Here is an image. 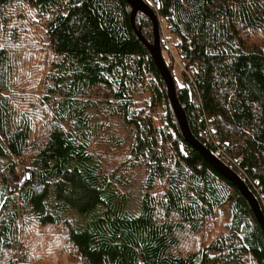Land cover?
Segmentation results:
<instances>
[{
	"label": "trees",
	"instance_id": "16d2710c",
	"mask_svg": "<svg viewBox=\"0 0 264 264\" xmlns=\"http://www.w3.org/2000/svg\"><path fill=\"white\" fill-rule=\"evenodd\" d=\"M143 1L175 42L181 86L166 66L192 136L223 150L264 216V0ZM130 12L125 0H0V264H264L252 210L183 139L144 45L151 22L137 13L139 40ZM114 118L131 127L126 150ZM138 167L130 216L118 187Z\"/></svg>",
	"mask_w": 264,
	"mask_h": 264
},
{
	"label": "water",
	"instance_id": "95a60500",
	"mask_svg": "<svg viewBox=\"0 0 264 264\" xmlns=\"http://www.w3.org/2000/svg\"><path fill=\"white\" fill-rule=\"evenodd\" d=\"M125 2L131 8L130 23L133 31L135 32L139 40L142 39L135 27V17L137 13H143L151 22L153 41L150 44L144 42V45L149 51L151 58L156 66V69L165 84L168 102L172 108L174 117L177 121L178 128L183 139L190 146H192L212 168H214L218 173H220L223 177H225L227 180L231 181L235 185V187L238 189V191L246 200L247 204L252 210L255 220L259 225L262 233L264 234V216L253 194L248 190L244 182L227 166H225L222 162L216 159L203 145H201L192 136L189 130L185 113L181 108L176 96L173 77L170 74V71L168 70L162 56L160 48L159 21L154 10L149 7L143 0H125Z\"/></svg>",
	"mask_w": 264,
	"mask_h": 264
},
{
	"label": "rangeland",
	"instance_id": "374dc122",
	"mask_svg": "<svg viewBox=\"0 0 264 264\" xmlns=\"http://www.w3.org/2000/svg\"><path fill=\"white\" fill-rule=\"evenodd\" d=\"M159 20V19H158ZM160 25V40H161V51L162 56L165 61V63L172 64V73L175 80L176 85L181 86L182 80H181V72L184 70L181 64V61L178 60L176 57V53L174 51V40L170 38V35L165 28V24L162 20H159ZM19 45V44H18ZM170 59L173 61L171 62ZM146 101L149 99V96L146 94L145 97ZM142 98L136 97L134 99V103H141ZM148 110L147 107H145V112ZM110 134H112V140L115 139L122 141L121 146L124 150L127 149L126 145H131V136L132 131L131 127L129 125L123 124L119 122L117 119L114 118V120H111L110 124ZM121 148V149H122ZM103 152H107V146H102L99 148L98 153L102 155ZM98 157V156H97ZM104 168L109 172L110 168L106 165V163L103 161ZM127 175V176H126ZM126 179H128V185L122 186V188H119L121 192H123L126 195L127 200V206H126V213L130 216H135L139 213V203L140 198L143 194V182L145 180V171L142 167H138L134 169L132 172H129V174L124 175ZM68 219L73 222L76 225H84L86 220L80 217L79 215L75 213H69L67 215ZM35 234L38 242L36 243L35 247L37 250L44 249L45 245V239L44 235L39 233H36L35 231L32 232V234ZM40 245V246H39Z\"/></svg>",
	"mask_w": 264,
	"mask_h": 264
},
{
	"label": "built area",
	"instance_id": "2783aa9c",
	"mask_svg": "<svg viewBox=\"0 0 264 264\" xmlns=\"http://www.w3.org/2000/svg\"><path fill=\"white\" fill-rule=\"evenodd\" d=\"M222 153H223V150L222 149H219V148H216L215 150H214V153L212 154L215 158H218V157H220L221 155H222Z\"/></svg>",
	"mask_w": 264,
	"mask_h": 264
}]
</instances>
